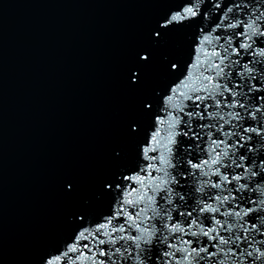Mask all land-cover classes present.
<instances>
[{
  "label": "snow or ice",
  "instance_id": "6c2138e0",
  "mask_svg": "<svg viewBox=\"0 0 264 264\" xmlns=\"http://www.w3.org/2000/svg\"><path fill=\"white\" fill-rule=\"evenodd\" d=\"M169 2L124 69L132 93L157 64L165 74L126 129L132 151L113 148L39 264H264V0ZM60 187L76 199L81 178L69 171Z\"/></svg>",
  "mask_w": 264,
  "mask_h": 264
},
{
  "label": "water",
  "instance_id": "95a60500",
  "mask_svg": "<svg viewBox=\"0 0 264 264\" xmlns=\"http://www.w3.org/2000/svg\"><path fill=\"white\" fill-rule=\"evenodd\" d=\"M169 6L0 0V264H39L70 233L66 217L94 198L114 167L113 148L132 151L126 129L165 74L157 64L132 93L124 69ZM183 38L176 32L163 51L177 53ZM69 171L81 178L72 200L60 187ZM94 211L107 213V200L94 201Z\"/></svg>",
  "mask_w": 264,
  "mask_h": 264
}]
</instances>
